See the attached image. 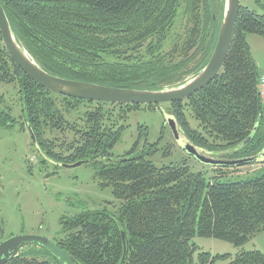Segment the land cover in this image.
Wrapping results in <instances>:
<instances>
[{
  "label": "trees",
  "instance_id": "16d2710c",
  "mask_svg": "<svg viewBox=\"0 0 264 264\" xmlns=\"http://www.w3.org/2000/svg\"><path fill=\"white\" fill-rule=\"evenodd\" d=\"M0 4L15 41L45 72L130 90L177 88L195 77L212 54L220 24L214 21L218 0H0ZM182 4L185 20L175 38ZM248 34L264 38V15L240 5L219 74L187 100L167 103L192 145L206 153L237 156L229 160L253 157L264 148L260 76ZM173 37L164 49L165 41ZM0 83L19 89L20 129L34 136L33 145L41 154L66 164H94L101 189L110 187L117 202L110 212L104 208L60 220L62 235L54 243L75 264H264V253L257 250L211 255L193 243L195 238L216 239L242 248L263 232L264 174L250 181L209 183L185 163L157 167L148 160L156 150L145 152L150 148L146 142L142 151L133 149L122 156L128 160L116 161L109 153L120 128L109 120L113 107L127 113L141 106L74 99L41 88L11 61L1 35ZM186 112L197 122L196 128L190 126ZM15 122L9 110L0 109V128ZM60 130L76 135L73 143L59 147L50 138ZM6 264L60 263L43 247L27 245Z\"/></svg>",
  "mask_w": 264,
  "mask_h": 264
},
{
  "label": "rangeland",
  "instance_id": "374dc122",
  "mask_svg": "<svg viewBox=\"0 0 264 264\" xmlns=\"http://www.w3.org/2000/svg\"><path fill=\"white\" fill-rule=\"evenodd\" d=\"M218 4L222 11L219 7L214 21L220 22L224 0H218ZM240 5L258 15H264V0H240ZM184 20L185 5L182 4L173 29L175 38L180 34ZM174 37L165 41L164 49L170 47ZM246 40L260 78L264 77V38L248 34ZM0 109L9 110L16 121L13 127L0 128V241L18 235L39 234L54 243L62 235L61 219L104 208L109 212L115 209L113 206L117 205V202L112 196L111 188L101 189L102 181L96 176L94 164H81L74 168L56 167L57 164L48 161L49 159L47 160L33 145L28 130L20 129L22 105L16 85L0 83ZM113 109L109 120L116 121L120 127L118 141L113 149L109 150L113 158H120L133 149L138 151L146 142L150 148L145 152L156 150L148 160L157 167L185 163L191 172L201 173L209 183L250 181L264 174V162L214 170L217 168L187 155L175 142L168 127L167 115L172 113L167 110V104L155 109L144 106L130 111L126 109L127 113H121L120 108L116 106ZM186 116L190 126L196 128L197 122L189 112H186ZM178 130L182 136L183 130L181 131L179 125ZM50 138L60 147L61 144L73 143L76 135L60 130L52 132ZM199 152L202 154L204 151L199 148ZM204 153L215 159L237 157H234L232 152ZM193 243L201 251L211 255H234L240 250H257L264 253V231L252 236L242 248L216 239L195 238Z\"/></svg>",
  "mask_w": 264,
  "mask_h": 264
},
{
  "label": "water",
  "instance_id": "95a60500",
  "mask_svg": "<svg viewBox=\"0 0 264 264\" xmlns=\"http://www.w3.org/2000/svg\"><path fill=\"white\" fill-rule=\"evenodd\" d=\"M240 8V0H224L222 18L219 24L217 40L212 54L203 69L185 84L160 91H142L120 89L104 85L68 80L53 76L41 69L31 57L17 44L11 27L0 4V35L3 46L11 61L34 83L41 88L74 99L97 101L116 105L152 106L183 102L209 85L221 71L227 58ZM168 127L178 146L189 156L203 164L213 167L233 168L264 162V149L257 155L241 159H215L192 145L185 136H181L173 115H167ZM30 132V130H29ZM31 134V132H30ZM31 139L36 144L34 136ZM251 137L242 146L249 143ZM37 145V144H36ZM143 144L138 149L142 151ZM129 157L115 159L126 161ZM78 161L71 164L60 163L59 167H77L84 164ZM27 245H37L47 250L60 264H75L71 257L47 238L39 235H18L0 242V264H6L18 255Z\"/></svg>",
  "mask_w": 264,
  "mask_h": 264
},
{
  "label": "built area",
  "instance_id": "2783aa9c",
  "mask_svg": "<svg viewBox=\"0 0 264 264\" xmlns=\"http://www.w3.org/2000/svg\"><path fill=\"white\" fill-rule=\"evenodd\" d=\"M258 92H259L260 99L264 101V77H261L259 79Z\"/></svg>",
  "mask_w": 264,
  "mask_h": 264
},
{
  "label": "flooded vegetation",
  "instance_id": "af4514ba",
  "mask_svg": "<svg viewBox=\"0 0 264 264\" xmlns=\"http://www.w3.org/2000/svg\"><path fill=\"white\" fill-rule=\"evenodd\" d=\"M157 107H158V106H157ZM30 138H31V137H30ZM58 152H59V151H58ZM58 152H57V153H58ZM49 161H51V162L57 164L56 167H59L58 164L63 163L62 161H59L58 159H57V160H54V159H53V160H49ZM34 235H39V234H34ZM40 236H43V235H40Z\"/></svg>",
  "mask_w": 264,
  "mask_h": 264
},
{
  "label": "crops",
  "instance_id": "0c3cea01",
  "mask_svg": "<svg viewBox=\"0 0 264 264\" xmlns=\"http://www.w3.org/2000/svg\"><path fill=\"white\" fill-rule=\"evenodd\" d=\"M260 76V75H259ZM260 79V78H259ZM258 86H259V82H258ZM247 141V140H246ZM248 144V143H247ZM264 149V148H263ZM264 167V166H263Z\"/></svg>",
  "mask_w": 264,
  "mask_h": 264
}]
</instances>
